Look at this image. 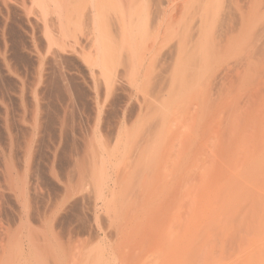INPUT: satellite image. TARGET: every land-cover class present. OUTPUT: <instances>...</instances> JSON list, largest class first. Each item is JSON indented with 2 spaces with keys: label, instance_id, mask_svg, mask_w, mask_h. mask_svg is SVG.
I'll use <instances>...</instances> for the list:
<instances>
[{
  "label": "rangeland",
  "instance_id": "1",
  "mask_svg": "<svg viewBox=\"0 0 264 264\" xmlns=\"http://www.w3.org/2000/svg\"><path fill=\"white\" fill-rule=\"evenodd\" d=\"M5 1L15 4L22 0ZM30 1L26 0L31 4ZM69 1L72 4L79 2ZM82 1L84 0H80V3ZM35 11L29 15L30 19L40 20L36 13L38 11ZM83 14H87L81 22L86 31L90 26V19L87 17L90 12L86 10ZM44 33L41 28H36L33 32L15 36L6 35L0 30V48L6 41L8 48L4 51L7 57L0 50V226L6 222H24L22 235L27 242L28 235L36 233L34 231L38 229L40 210L33 208L68 203L75 204L72 209L62 211L64 217L71 219L70 229L95 221V212L91 208L102 207L103 203L96 200V187H92V180L89 179L91 173H88L92 170L93 152L99 147L98 142L92 139L102 128L100 134L105 135L111 153L107 163L108 181L104 189L107 204L129 208L134 203V197L138 200L137 197L143 199L144 195V198L149 195L151 198L157 196L161 200L156 205H148L149 200L145 206L154 207L156 212L159 209V213H163L157 224L153 222L152 214L147 213L148 210L142 213L139 222L129 223L125 217L122 218L121 226L112 239L113 246L102 254L103 264H114L112 261L119 256H122L123 264H264V60L263 63L260 62L262 56L251 58L255 65L250 71L243 65L247 62L246 56L256 50V45L254 48L250 47L249 51L213 47L212 54L207 47L205 55L210 56L207 58L209 62L205 58V72L200 75L202 80L199 79L198 69L193 68V65H185L186 70L184 63L173 62L165 53L158 55V51L155 55L158 59L152 58L154 54L148 51V59L144 62L146 66L143 65L142 71L145 69L150 73L148 75L146 72L151 80H146L151 81V87L150 83L149 87L141 84L145 74H141L143 78L141 75L136 76L135 81L133 80L135 83H132L133 87H138V91L134 90L132 96L128 97L129 94L125 95L127 83L123 84L125 92L120 91L121 97L115 98L116 100L113 98L115 101L107 99L105 113L99 117L98 109L88 98L83 105L66 89L64 83L67 81L63 77H67L63 75L60 64L52 57L51 49L46 52V48L41 45L47 39ZM215 36L218 37L219 33ZM20 41H24L26 47L35 44L32 52L35 56L40 53V58L28 60L16 71L11 61L10 48ZM257 51L261 52L259 49ZM243 55H246L245 58ZM3 56L6 58L3 59ZM187 71L189 72L185 73ZM87 73L91 75L87 76L91 80L93 76H97L96 73L92 76L90 70ZM44 75L50 77L49 86L52 83L51 87L55 89L50 91L49 97L41 92V88L47 85ZM181 75H186L187 79ZM173 76H176L175 79ZM57 85L62 87L59 93L56 91ZM159 86L166 87V92L157 93L155 89ZM185 86L187 87L184 89ZM139 87L145 89L141 90ZM146 87L151 89L148 91ZM158 94L160 97L156 101L154 95ZM150 101L162 103L167 111L168 118L158 124L157 135L156 125H152V116L149 115L152 109L148 105ZM47 103L52 105L46 109L44 106ZM42 116L52 125L40 127ZM156 136L168 144L165 154L161 153L167 156L163 167L165 164L168 168L172 165L169 172H174L168 179L169 184L162 175L163 167L158 168L161 175L156 172L155 176L161 181L155 179L156 187H149L146 191L148 186H139V175L134 172L138 155L136 148L151 142ZM53 160H56L54 164ZM54 165L57 166L54 169L55 185L50 187L43 179L49 176ZM174 166L176 167L173 169ZM29 194L37 197L41 204H36L35 207L32 201V208L28 211L24 208L27 206L26 202L24 205V200ZM150 197L146 199H151ZM142 203L137 208H144ZM154 208L150 211H154ZM46 215L49 217L47 212ZM27 223L30 225H26ZM17 224L13 225V229H17ZM89 239L91 238L87 233H75L71 264H80L85 252L84 242ZM65 240L63 237L62 241L66 243ZM94 244L95 242L92 245Z\"/></svg>",
  "mask_w": 264,
  "mask_h": 264
},
{
  "label": "bare ground",
  "instance_id": "2",
  "mask_svg": "<svg viewBox=\"0 0 264 264\" xmlns=\"http://www.w3.org/2000/svg\"><path fill=\"white\" fill-rule=\"evenodd\" d=\"M78 1L77 4L76 3L72 4V2L69 0H31L30 1L31 4H29V2H26V0H22L20 2L14 1L15 4H10L11 2L9 3L6 2L5 0H0V30L6 33V35L13 34L15 36H18L19 33L27 34L33 32L36 28H41L42 30H44L45 32L44 34L47 37L46 41H44V44L46 45V50L50 51L51 49L52 57L60 64L62 69L61 71H63V75L67 77L66 79L63 77V79L67 81V83H64L63 81L64 85L67 87L66 89H70L67 80L69 79V81L73 82L72 88L76 92L77 95L76 99H78L84 105V100H86L85 96H88V99L92 102V104H94V107L98 109L99 117L102 113L103 115L105 113L104 107L106 108L105 102L107 103L108 101L107 99L110 100V98L115 99L121 97V95L119 96V93L120 91H123L125 83H127V85L125 86L127 91L126 92L123 91V92H125V95L126 93L129 94L127 95L128 97H131L133 92H135L134 90L138 91L137 90L138 87L135 86L133 87L135 83L134 78L141 74L150 75V73H148L145 69L144 71H142L144 62L148 59L147 58L148 51H151V54H154L152 58L157 57L155 55L156 53H158V51H160L158 55H161V53H165V55L170 60L173 59V62H177L180 64L184 63L183 66L185 67L186 70L187 67L185 65L187 66L193 65V68L198 69L196 70L198 71L197 73L199 79H201L200 75L201 76L203 75V71H204L203 66H205L204 63L206 61L205 58L209 59L210 56V54L208 56L205 55L207 53V51L205 50L207 47H209L210 51L212 50L213 47H215V49L230 48L229 50H232L233 48L234 49L236 48L238 50L248 49L249 51L250 47L254 48V46L256 45L255 46L256 50H254L256 51V53H253L254 51L250 55H247L245 53L247 55V56L245 55L247 59L243 55L245 60L247 61L245 64L243 63V65L244 68H247L248 71L254 69L253 67L254 63L252 64L250 60L251 58L255 56L258 57L262 56L261 57L262 61L260 60V62L263 63L264 60V0H84L82 1V3H80V0ZM34 9H36V11L38 12H36ZM86 10L90 12L89 14L90 16L89 15L87 16L90 19L89 21L90 26L89 29L85 31L82 28L81 22L82 19L85 17V15H87V14H83ZM34 11L38 14L37 16H39L40 20L35 21L30 19L31 16L29 15ZM217 32L219 33L218 37L215 36ZM10 42L8 43L9 46H11ZM12 45L13 46L10 48L12 50L11 56L9 54L8 55L12 58L11 61H13L12 63L14 65L15 70L18 71L19 67L23 65V59H22L23 57L27 58L34 56L32 51L34 50L33 45L35 44L32 45L30 50H28L29 47H26V43L24 44V41L16 42ZM7 49L8 48L6 41L4 42L3 47H1L0 50H3L4 52ZM257 49H259L261 52L259 53ZM210 53L212 54L213 52L211 51ZM3 54H5V52ZM4 56L3 59L7 57V55L5 58ZM9 58H7V60ZM215 58L213 60H215ZM151 60L152 59H150V61ZM145 66L146 64L144 65V67ZM89 70L90 72H92V76L93 74L96 73L98 77L93 76L91 80L89 78L91 77V75L89 76V73H87ZM173 71L175 72V70ZM188 72L189 71L185 73ZM60 75L62 76V74ZM145 75H144L145 79H142L143 76L141 78L142 79L141 82L144 81L143 82L144 84L143 83L141 84L143 86H145V84L146 86H148V83H150L149 86L151 87V81L149 82L148 80H146V79L149 80L151 79L148 75L147 77ZM181 76L184 77L183 75ZM187 76L185 77L186 79ZM175 77L173 76L174 79ZM177 78L179 79V77ZM45 80L47 85H44V87L41 88V92L44 93L43 95L46 97L48 94L49 97L51 94L50 91H54L55 89L51 87L52 83L49 86L50 80L48 76L46 77ZM177 82H179V80ZM195 82H197V79ZM197 85H195V87ZM190 86H192V84H190ZM186 87L187 86H185L184 89ZM164 88L166 87L159 86V88L156 87V89L158 90L155 89V91L161 94L164 91ZM214 88L216 89V87ZM56 89L57 92H59L60 85H57ZM139 89L142 90L145 89V87H139ZM150 89L151 88H149V90ZM146 90H148V88ZM164 92H166V90ZM159 94L157 96L154 95L156 101L159 100L160 97ZM155 102L150 101V104L148 105L150 109L152 108L151 109L152 111L151 110L149 111V115L152 116L151 118L153 123L152 125L153 126L156 125L155 134L157 135V133L159 132V129L157 127L158 124L160 122H164L165 120H167L168 117H167V111H165L164 110L165 108H163L165 105L162 106L163 105L162 103L156 104ZM48 103L47 105L45 104L44 108L47 109L49 108L50 105H52L51 103L50 104ZM42 104L43 103H41V105ZM160 106L162 107L161 109L159 108ZM108 111L109 110H107V112ZM155 112L157 113L154 114ZM39 123H40L39 124L40 127H43L45 124H47V126L51 124V122L47 121L46 117L43 116L40 118ZM100 132L99 133L97 132V134L94 133L95 134L93 136L94 139H92L98 142L97 145L99 147H97L94 150L92 155L93 156L92 157L93 163L91 167L92 170L89 173L87 172L88 174L91 173V175H89V177L91 176V178L89 179L92 180L91 182L93 184L92 187H96L94 188L96 200H101L103 203L102 207L95 206L94 208H91L94 210L93 212H95V221L93 220L92 222H90L89 225L83 224L77 228L73 227L74 229H70L69 226L72 227L71 219H69L68 216H65L66 217L65 218L62 215V211L72 209L71 207H73L75 204L73 205H68L69 203L66 205L55 204L48 208L46 206L44 208H41L44 210L38 209V207L33 208L36 210H40L38 211L39 220H37L38 229L37 231H34L36 233L34 234L30 233L31 235L30 236L28 235L27 239L29 242L24 241L25 238L22 235L24 222H21L20 224H17L18 222L17 223L13 222L14 224H11V222L10 223L6 222L0 226V264H71L70 259H72L71 257V253H73L72 244L75 237V233H87L89 234V238H91L89 239V241L84 242L85 252L81 257L82 259L80 261V264H103L102 254H104V252H106L108 248H111V246H113L112 239L114 238L116 231L119 230V227L121 226L122 218L125 217L126 221L129 223H132L134 221L139 222L140 220L138 219H140L142 213L145 210H148L147 213L152 214L153 222L155 224L159 222L160 217L161 215H163V213L162 214L159 213V209L156 212L154 207L145 206V204L149 200L150 201L148 202L149 203L148 205L151 204L153 206L159 200L157 199V196L152 195L154 196L153 198H151L150 195L146 196V198L150 197L151 199L144 198L145 195L143 199L137 197L139 203L138 200H136V198L134 197V203L133 205H130L129 208H122L119 206L116 207L109 203L107 204L104 189L108 181L107 163L111 158L110 155L111 153L109 152V148L107 147L108 144L106 143L105 135L100 134ZM125 132L126 131L124 130V133ZM119 136L120 135H118V137ZM167 145L168 144L163 143L160 140V138L156 136V138L153 139L151 142L144 143L142 146L136 148L138 155L136 156L137 161L134 166V172H136V174L139 175L138 185L143 188L144 185L148 186V188H146V191L147 189H149V187L151 188L156 187L154 186L155 184L154 180L157 179L155 173L157 172L158 174H160L157 171V169L163 167V163H166L165 159L167 156L165 157L161 153L165 154V148ZM135 146L136 145H134V147ZM131 148H129V150H131ZM168 150H169V146H168ZM132 155H130L131 158ZM178 155H180V153ZM131 158L129 157V159ZM182 159L184 160V158ZM32 160L34 161V159ZM171 160L172 159H170L169 161ZM55 162L56 160L55 161L53 160V164ZM175 167L176 166H174L173 169ZM56 168L57 166L54 165V168L52 167L49 171L48 174L49 176L43 179L45 180L43 182L50 187L55 185L54 179L56 178L55 176L56 174L54 172L55 171L54 169ZM169 168L171 169L172 165ZM169 168L167 164H165L163 167V174H162L166 179L165 181H167L168 183H169L168 179L171 176V173L174 172L173 169L172 172L171 171L169 172ZM6 173L8 174V172ZM132 176L134 177V175ZM158 181H161V179ZM167 182L165 183L167 184ZM56 183L57 185H59L58 181ZM149 191L151 192V190ZM9 193L10 192H8V194ZM36 198L37 197L30 196L29 194L26 200H24V205L27 204V206L26 207L24 206V208H26V210L29 211V209L31 210L32 208V207L30 208V205L32 206L33 204H35L36 207V204H41L38 202V198L37 199ZM68 199L70 200L69 197ZM20 200L22 201V199ZM32 201L34 202L33 204H31ZM141 202H143L142 204L144 205V208L139 209L137 207L141 204ZM152 208H154V211L151 212L150 209ZM46 212L47 214H49V217L48 215H46ZM29 220L32 221L31 219ZM16 224H17V229H13V225ZM26 225L29 226L30 223H27ZM28 231L30 232V229ZM63 237H65L66 239L65 241L67 244L64 241H62ZM93 242H95L94 245H92ZM118 245L119 247H121V244ZM180 251L182 250L180 249ZM121 257L122 256L115 258L112 261V263L123 264L122 263L123 261H121Z\"/></svg>",
  "mask_w": 264,
  "mask_h": 264
},
{
  "label": "crops",
  "instance_id": "3",
  "mask_svg": "<svg viewBox=\"0 0 264 264\" xmlns=\"http://www.w3.org/2000/svg\"><path fill=\"white\" fill-rule=\"evenodd\" d=\"M42 46H44L45 48H46V45L43 43V44H41ZM27 46V45H26ZM29 47V46H28ZM30 48L31 47H29L28 48V50H30ZM46 50V49H45ZM47 51V50H46ZM32 58H36V59H39L40 58V53L39 54H37L36 56L34 55L33 57H23L22 59H23V65L25 64V63H27V61L28 60H33ZM50 75V74H49ZM49 77V76H48ZM50 78V77H49ZM68 80V79H67ZM68 83H69V87H70V89H68L69 91H71L72 93H73V95H74V97L75 98H77V95H76V92L74 91V89L72 88V84H73V82H71V81H69L68 80ZM62 90V87H61V85H60V91ZM55 91V90H54ZM56 91H57V89H56ZM59 91V92H60ZM58 92V93H59ZM86 98H88V96H85V99Z\"/></svg>",
  "mask_w": 264,
  "mask_h": 264
}]
</instances>
